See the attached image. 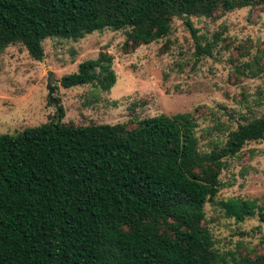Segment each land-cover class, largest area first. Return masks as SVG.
I'll list each match as a JSON object with an SVG mask.
<instances>
[{"label": "trees", "instance_id": "trees-1", "mask_svg": "<svg viewBox=\"0 0 264 264\" xmlns=\"http://www.w3.org/2000/svg\"><path fill=\"white\" fill-rule=\"evenodd\" d=\"M264 0H0V52L20 43L34 60L47 38L76 41L123 30L132 52L165 37L182 21L194 56H210L190 16L209 17ZM115 81L111 57L99 53L62 76L64 89ZM56 102H58L56 100ZM60 106L49 120L15 135L0 134V264H228L213 249L204 205L241 222L264 209L253 201H214L224 159L264 138V115L199 151L190 113L128 124L72 126ZM261 252L232 264H264Z\"/></svg>", "mask_w": 264, "mask_h": 264}, {"label": "rangeland", "instance_id": "rangeland-1", "mask_svg": "<svg viewBox=\"0 0 264 264\" xmlns=\"http://www.w3.org/2000/svg\"><path fill=\"white\" fill-rule=\"evenodd\" d=\"M189 20L201 45L216 38L210 56H194L193 41L178 18L165 37L127 54L121 49L124 31L110 29L76 41L47 38L40 61L20 43L8 45L0 52V134L15 135L52 120L60 106L61 123L72 126L190 113L199 151L223 143L229 131L264 115V10L244 7ZM99 53L111 57L115 81L109 91L89 84L60 87L62 76ZM47 72L56 107L47 99ZM223 161L214 201L248 200L264 209V138L247 142ZM204 221L213 249L228 264L261 252L264 227L256 215L238 222L207 203Z\"/></svg>", "mask_w": 264, "mask_h": 264}, {"label": "water", "instance_id": "water-1", "mask_svg": "<svg viewBox=\"0 0 264 264\" xmlns=\"http://www.w3.org/2000/svg\"><path fill=\"white\" fill-rule=\"evenodd\" d=\"M45 89L47 91V99L49 103H52L56 107V101L52 98V88L50 86V73H46V80H45Z\"/></svg>", "mask_w": 264, "mask_h": 264}]
</instances>
